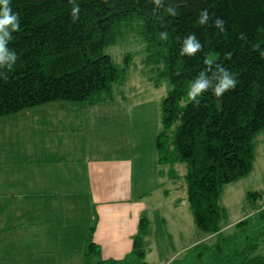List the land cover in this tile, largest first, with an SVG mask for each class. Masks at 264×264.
Returning <instances> with one entry per match:
<instances>
[{"label": "trees", "instance_id": "obj_1", "mask_svg": "<svg viewBox=\"0 0 264 264\" xmlns=\"http://www.w3.org/2000/svg\"><path fill=\"white\" fill-rule=\"evenodd\" d=\"M9 6L19 13V30L5 27L10 39L3 37L0 115L48 102L112 100L130 54L118 66L102 49L125 25L138 24L145 41L143 63L152 78L164 77L168 85L154 138L156 162L163 165L158 174L175 180L176 164H184L185 197L196 228L220 233L225 216L220 192L225 183L249 173L255 136L264 129V0H160L159 5L155 0H9ZM73 7L79 9L75 18ZM205 10L208 19L201 24ZM189 36L200 45L191 54L182 51ZM220 69L235 85L217 95ZM200 79L208 88L190 100L188 92ZM247 195L252 203L262 197L257 190ZM257 217L264 221L263 212ZM249 221H237L231 234L210 247L196 244L198 257L209 253L205 264H264L252 253L256 240L236 246ZM137 222L131 250L118 259L101 257L93 239L95 221L85 235L83 264H147L151 221L142 212Z\"/></svg>", "mask_w": 264, "mask_h": 264}, {"label": "rangeland", "instance_id": "obj_2", "mask_svg": "<svg viewBox=\"0 0 264 264\" xmlns=\"http://www.w3.org/2000/svg\"><path fill=\"white\" fill-rule=\"evenodd\" d=\"M144 48L145 41L137 23L125 25L115 41L103 47L102 51L110 54L118 66H123L124 55L130 54L126 77L123 83L114 86L113 96L116 97L108 101L110 107L102 103L103 105L92 109L95 114L90 111L84 113L91 145L97 142L99 152L102 150L115 153L118 151L116 148H120L124 153L132 155L136 177L134 191L137 195L141 194L140 198L146 205L145 214L152 223V234L149 236L152 237L146 239L147 264H205L209 260V253L198 257L199 249L194 248L195 245L203 242L208 247L212 246L220 237L231 234L235 230L234 224L242 218H249L250 221L245 228L247 231H240L236 246H244L245 243L256 240L257 246L252 253L264 258V221L257 219L258 212L264 213V129L255 136V156L249 173L225 183L220 192L219 202L225 208V216L220 222V233L208 235L197 229L185 197L182 175L184 164H176L179 176L175 180L158 174L163 165L160 167L156 162L154 138L160 127L159 104L168 85L164 77L157 75L152 78L154 74L143 63ZM81 110L79 108L78 112ZM70 112L72 115L77 114V111ZM95 149L97 150L96 145ZM252 190L262 194L253 203L247 195ZM115 220L116 218L110 219L109 216L73 219L66 222L65 228H61L58 234L55 233V238L49 231V247L52 245L56 250L45 253L40 262L79 264L76 260L80 250L76 246L82 242L83 235L87 234L86 231L95 221L94 232L96 231L95 234L101 240V257L112 256L120 259L131 250V245L118 248L120 244L112 242L109 232L113 231L112 227L116 229L122 224ZM123 221L124 217L120 215L119 222ZM22 249H25L24 244ZM2 251L0 264H14ZM36 262L35 260L34 264ZM20 263L28 264L29 261Z\"/></svg>", "mask_w": 264, "mask_h": 264}, {"label": "crops", "instance_id": "obj_3", "mask_svg": "<svg viewBox=\"0 0 264 264\" xmlns=\"http://www.w3.org/2000/svg\"><path fill=\"white\" fill-rule=\"evenodd\" d=\"M112 100L48 102L0 115V252L14 264H46L40 259L56 250L49 247L48 232L55 238L73 219L116 218L122 224L109 232L112 242L130 247L138 217L146 212L141 194L134 191L132 155L120 148L99 152L97 142L96 150L88 141L84 113L95 114L93 108L102 103L110 107ZM95 232L93 239L100 245ZM85 235L76 246L79 264Z\"/></svg>", "mask_w": 264, "mask_h": 264}, {"label": "clouds", "instance_id": "obj_4", "mask_svg": "<svg viewBox=\"0 0 264 264\" xmlns=\"http://www.w3.org/2000/svg\"><path fill=\"white\" fill-rule=\"evenodd\" d=\"M157 5L160 4V0H155ZM0 33H3V36H0V61L4 59L3 53L5 50V40L3 37H8L10 39L9 32H5V27L8 26L11 30H19V13H13L10 6L9 0H0ZM171 11V9H169ZM79 12L77 7H73L72 16L75 18ZM208 14L207 11H203L200 17V23L203 24L207 21ZM217 27L223 30V21L217 18L215 21ZM161 38L166 39V33H161ZM200 45L196 42L194 36H189L185 41V47L183 52L185 53H194ZM13 59H16L14 55ZM220 72L223 73L222 78L219 80V83L215 87V93L221 95L224 91L228 90L231 87H234L235 81L230 77V75L223 69H220ZM208 88V82L204 79H200L191 87V90L188 92V97L190 100H193L197 94H201L204 90ZM199 103V101H196Z\"/></svg>", "mask_w": 264, "mask_h": 264}]
</instances>
